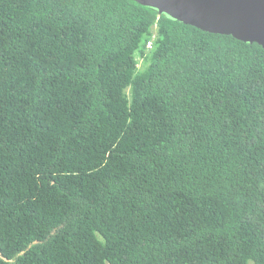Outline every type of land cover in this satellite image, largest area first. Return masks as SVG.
<instances>
[{
    "label": "trees",
    "instance_id": "1",
    "mask_svg": "<svg viewBox=\"0 0 264 264\" xmlns=\"http://www.w3.org/2000/svg\"><path fill=\"white\" fill-rule=\"evenodd\" d=\"M0 264H264V47L0 0Z\"/></svg>",
    "mask_w": 264,
    "mask_h": 264
},
{
    "label": "water",
    "instance_id": "2",
    "mask_svg": "<svg viewBox=\"0 0 264 264\" xmlns=\"http://www.w3.org/2000/svg\"><path fill=\"white\" fill-rule=\"evenodd\" d=\"M186 24L264 47V0H136Z\"/></svg>",
    "mask_w": 264,
    "mask_h": 264
},
{
    "label": "clouds",
    "instance_id": "3",
    "mask_svg": "<svg viewBox=\"0 0 264 264\" xmlns=\"http://www.w3.org/2000/svg\"><path fill=\"white\" fill-rule=\"evenodd\" d=\"M150 46H151V43L149 42L148 44H147V48L149 49L150 48ZM139 66L140 67H142V63L140 62L139 63ZM164 225H167V226H169V227H171V228H173V229H178V228H176V223L175 222H167V223H165ZM181 229V228H180Z\"/></svg>",
    "mask_w": 264,
    "mask_h": 264
},
{
    "label": "bare ground",
    "instance_id": "4",
    "mask_svg": "<svg viewBox=\"0 0 264 264\" xmlns=\"http://www.w3.org/2000/svg\"><path fill=\"white\" fill-rule=\"evenodd\" d=\"M225 35V34H224Z\"/></svg>",
    "mask_w": 264,
    "mask_h": 264
}]
</instances>
